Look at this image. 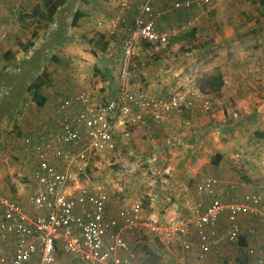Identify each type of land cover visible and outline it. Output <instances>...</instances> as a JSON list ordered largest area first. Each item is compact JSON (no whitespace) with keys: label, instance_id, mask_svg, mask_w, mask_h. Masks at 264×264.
Wrapping results in <instances>:
<instances>
[{"label":"crops","instance_id":"obj_1","mask_svg":"<svg viewBox=\"0 0 264 264\" xmlns=\"http://www.w3.org/2000/svg\"><path fill=\"white\" fill-rule=\"evenodd\" d=\"M42 1L0 0V192L25 205L28 210L29 197L36 188L33 171L38 157L34 146L41 144L42 135L55 136L59 132L58 109L61 100L86 90L93 91L98 98L112 99L115 96L121 79L119 70L117 72L115 66L112 68L116 52L112 49L115 46L112 39L116 37L121 43L122 35L119 32L110 34V22L124 20L119 27L123 28L129 27L134 20L133 11H124L120 6L125 0H97L93 3L85 0L86 5H83V0H70L59 10L51 30L39 31L38 36L33 38L21 22ZM172 1L159 0L158 8L168 7ZM262 9L264 0H228L209 14L204 8L174 12L160 22L161 28L170 31L173 47L159 53L152 48L154 46L145 43L138 47L137 60L131 64L138 68V72L128 77L132 91L168 98L178 89L192 86L190 84L193 82H204L205 78L219 70L224 85L221 89L222 100L216 104L225 109L234 105L247 107V99L240 97L249 93L253 94L249 99L252 97L257 112L245 119L237 120L227 115V121H215L212 116L222 117L219 112L207 114L197 104L193 109L174 110L161 125L136 129L132 139L120 143L110 154L113 164H117L118 173L121 172L123 176L139 170L143 161L150 162V170L161 172V184L131 183L130 178L122 183L107 181L111 215H116L123 206L131 205L141 197L145 205H151L148 213L151 219L176 217L188 221L192 219L193 209L198 204L205 208L217 198L223 202H238L246 193L261 191L264 169V37H246L245 33L249 30L245 32L239 29L246 21L233 22V25L228 21L232 13L247 10L257 17L249 23L250 30L264 29V21L258 17ZM223 12L226 13V20L223 18V21L228 35L215 42L204 41L202 44L205 46H181L182 42L190 41L185 40L188 33L192 40L212 37L211 30L208 31L211 28L210 19L223 17ZM99 21L103 25H99ZM183 24L187 25L185 29L181 26ZM85 25L86 30L93 33L86 43L94 46L96 54L95 72L88 82L86 77L84 79L78 74L82 69L78 65L81 57L72 60L74 51L68 48L78 39L73 29ZM234 26H238V32L242 34L229 32ZM63 29L66 33L62 35L63 41L49 48V31L53 33ZM99 35L109 43L104 53L95 44L100 39ZM21 44L29 45V51L25 52ZM66 48L64 55L67 59L56 55L55 51ZM120 48L122 52V43ZM53 56L58 58V62L52 60ZM49 60L65 71L66 85L62 89L66 91L58 93V90H52L54 71L57 70H51ZM45 71L51 73L52 84L43 87L42 95L46 102L39 107L33 101L29 87L43 77ZM90 83L96 86V90L87 88ZM210 113L213 114L210 116ZM251 123L255 125L256 135H242V131L249 128ZM237 155L242 157L241 163L237 162ZM204 177L219 178L225 185L233 181L238 188L232 192L224 185L218 187L213 195L199 194L196 187ZM226 218V215L222 216V226ZM241 224L245 236L240 243L224 244L222 255L213 253L206 261L197 259L195 234L192 236L194 246L188 253L148 233L142 237L128 234L131 248L137 254L133 264H254L244 249L254 245L256 249L264 251V225L258 227L253 217L242 218ZM190 229L194 233L193 226ZM12 251L13 245L0 247V259L11 255ZM57 264L86 263L58 252Z\"/></svg>","mask_w":264,"mask_h":264},{"label":"built area","instance_id":"obj_2","mask_svg":"<svg viewBox=\"0 0 264 264\" xmlns=\"http://www.w3.org/2000/svg\"><path fill=\"white\" fill-rule=\"evenodd\" d=\"M228 0H173L158 8L159 0H125L124 11H133L129 27L124 20L110 22V34L122 35L121 84L115 96L98 98L91 90L59 103L55 135H42L34 146L38 162L33 171L36 188L29 197V210L0 192V247L13 245L11 255L0 264H57L58 252L72 255L86 264H133L137 258L128 234H150L167 245L190 252L198 243L197 259L222 255L224 244H239L245 233L242 218L253 217L264 225V169L261 191L246 193L238 202L214 199L205 208L198 204L190 220L170 217L163 222L145 218L141 200L110 213L111 196L105 185L93 180L92 167L120 143L132 139L139 128L161 125L174 111L198 106L207 112L213 101L197 85L180 88L168 98L132 91L128 77L133 58L143 43L169 45L171 33L160 26L174 12L206 9V14ZM99 25H103L99 21ZM183 29L186 24L181 25ZM237 155V158H240ZM216 177H204L197 184L199 194L213 195L225 184ZM230 191L238 185H225ZM226 215L222 226L221 218ZM190 226H193L194 233ZM248 245V244H247ZM244 253L254 264H264V251L248 245Z\"/></svg>","mask_w":264,"mask_h":264},{"label":"rangeland","instance_id":"obj_3","mask_svg":"<svg viewBox=\"0 0 264 264\" xmlns=\"http://www.w3.org/2000/svg\"><path fill=\"white\" fill-rule=\"evenodd\" d=\"M75 1H78V0H75ZM92 3L93 2H97V0H90ZM116 2V1H115ZM241 4V3H239ZM219 14V13H218ZM221 14V13H220ZM225 12H223V17L222 15L218 18V17H212L210 20L211 22V28L208 29L211 30L210 32H212V37H207L206 39H202V40H199L196 38V40H192L188 34L187 35V38H185V40H188L190 39V41H184L181 43V46H205L203 45L202 43L205 41V42H215L217 41V39L221 38L222 36L224 35H228V31H226V27H225V22L223 21V18L226 20V16H225ZM233 15L229 18V23L231 25H233V22L236 23L237 21H239V23L241 22H244L246 21V24L243 25L241 28L239 29H242V31H248L249 32H246V37L247 36H252V37H255V36H261V37H264V29H261L259 28V30H250V26H249V23H252L254 21V19H257V17L255 18V16L253 15V13H251L250 11H247V10H241L240 11H236L234 13H232ZM57 14L55 13V16ZM258 17H262L260 18L261 20L263 19L264 21V9H262V12L261 14L258 16ZM260 19H258V21H260ZM22 23V26L23 28L28 32V35H32V31H33V27H34V22L32 19H30V16L27 15L23 18V21L21 22ZM241 25V24H239ZM86 26H77L76 28H74L73 30L75 31V35L78 36V39L76 41H74L72 43V45L69 48V51L73 52L74 51V54L72 56V60L73 59H76L78 60L77 57H81V63L78 64L80 68V72L78 74H81L82 77H85L87 78V82L88 80L91 79L92 74L94 71V68H96L95 66V51H94V46L91 45V44H88L86 43V39H90L93 35L91 31L89 30H86ZM91 24H90V26ZM235 29V30H233ZM51 30V29H50ZM229 32H233L234 34H242L241 31L238 32V26H234L232 28L231 31ZM50 33L51 31H49V37H50ZM85 39V40H84ZM113 43H114V48L112 49H115L116 52L114 53V63L112 64V68L114 67V69H116V71L118 72L119 70V73H120V69H121V61H122V53L123 51L121 52V43L119 41L118 38H113ZM196 41V42H195ZM190 42V44L188 43ZM173 47V44H172V39H171V42L169 43V45H167L166 47H152L154 48L155 52L156 53H159L160 51H163V50H166L168 48H171ZM64 49V51H61L60 49L55 51L58 55V57H64L65 59L66 56L64 55V52L66 51L67 52V49ZM79 49H80V52H79ZM114 52V51H113ZM120 53V54H119ZM155 53V54H156ZM206 58L204 57V60ZM72 63L74 64V61H72ZM75 65V64H74ZM49 67H51V70L54 71L55 69L57 70L56 72L54 71L55 73V76H54V79H53V87H52V90L53 91H56L58 93H61V91H66L64 89H62V86H65L66 85V79H65V71H63L62 69H60L59 67H57V65L55 63H52L50 60H49ZM75 67V66H74ZM137 67L136 66H131L130 67V73L129 75H136V73L138 72L137 71ZM203 73V72H202ZM100 74L101 75H104L103 73H101L100 71ZM95 77V76H94ZM96 80V79H95ZM94 80V81H95ZM131 81V80H130ZM195 82H193L192 84L190 85H193ZM91 84V85H90ZM87 87L89 89H94L96 90V86H93L92 83H90ZM194 85H197L198 87L201 88V90L206 93L210 99L213 101V105H214V108L211 109V111H213L214 114H216L217 112H219V115L222 116L221 118H218L216 115L215 116H212V119H215V121H227V118H225V116L227 115H230L232 118L234 119H237V120H240V119H245V117H253V115L257 112V107L253 106L254 102L252 97H253V94H249L247 93L246 95L240 97V99H247V102L249 103L247 107H242V108H239V107H236L235 105L229 109H225L223 108L221 105H217V101H221V91L219 94H214L212 91H210V89H203L205 87H203L204 85V82L201 81L200 84L199 83H196ZM56 87V88H54ZM252 96L250 99L249 97ZM212 97V98H211ZM211 111H207V114ZM213 113H210L209 115L211 116ZM255 125L253 123L250 124L249 128L243 130L242 132V135H256L255 134ZM246 157H248L246 155ZM112 155H105L103 156L101 159H99L95 165H93L92 167V175H94V178H92L93 180H97V181H100L102 182L105 187H106V183H108L107 181H111V180H114V182H117V181H120L121 183L124 182V180L130 178L131 180V183H142L143 185H148V184H151V185H156L158 183L161 184V172L158 171V170H150L149 168V163L148 162H145L143 161L142 162V165L140 166L141 168L139 170H136V171H133V172H128L126 173V175H123L121 176V172L118 173V170H117V164H113L114 162L112 161ZM252 158V157H250ZM242 157L238 158L237 162H242ZM156 162V161H154ZM99 163H101V166H99ZM143 168V169H142ZM131 176V177H130ZM94 180V181H95ZM140 200L142 201V204H143V210H144V216L145 218H151V216L148 214L149 211L152 209L150 208L151 205H145V202L143 201V198L141 199L140 197ZM158 221H161L163 222L165 219H161V218H158L156 219ZM146 236V235H144ZM144 239V237H143Z\"/></svg>","mask_w":264,"mask_h":264},{"label":"trees","instance_id":"obj_4","mask_svg":"<svg viewBox=\"0 0 264 264\" xmlns=\"http://www.w3.org/2000/svg\"><path fill=\"white\" fill-rule=\"evenodd\" d=\"M70 0H43L41 5L35 7L30 14L35 27L34 31L32 32L33 38L37 37L39 34V31L49 30L52 28V26L55 25L57 21V16H55V13L58 14L59 10L63 8L66 4L69 3ZM83 5H86V1H82ZM63 34L65 33V29L63 31L56 30L53 33L50 34L49 37V48L50 45L57 44V42L63 41ZM100 39L95 41L96 46L99 48L101 52H105L108 49L109 43L108 41H105V37L100 35L98 36ZM91 42H94L93 40ZM21 46L24 48L25 52L29 51V45H23ZM54 62H58V58L56 56H53L52 59ZM137 58L136 56L133 58V62H136ZM49 86L52 84V78L51 73L45 71L43 74V77L39 78L37 81L33 82L30 87L29 91L32 93V99L37 104V106L42 107L44 106L46 100L42 95V89L44 86ZM224 85L223 75L219 70H216L215 73L212 76H209L204 79V85L203 89H210L214 94H219L222 87ZM257 135H262L257 133ZM217 158H221L220 155L217 156ZM243 242V241H242ZM246 259H248L246 257Z\"/></svg>","mask_w":264,"mask_h":264}]
</instances>
